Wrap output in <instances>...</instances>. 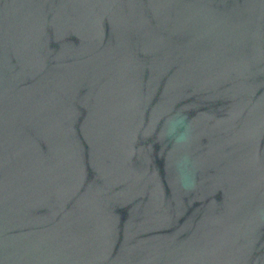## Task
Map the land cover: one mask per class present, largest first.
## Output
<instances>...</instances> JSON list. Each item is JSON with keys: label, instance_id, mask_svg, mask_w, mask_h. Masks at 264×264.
<instances>
[{"label": "water", "instance_id": "obj_1", "mask_svg": "<svg viewBox=\"0 0 264 264\" xmlns=\"http://www.w3.org/2000/svg\"><path fill=\"white\" fill-rule=\"evenodd\" d=\"M0 264H264V0H0Z\"/></svg>", "mask_w": 264, "mask_h": 264}, {"label": "clouds", "instance_id": "obj_2", "mask_svg": "<svg viewBox=\"0 0 264 264\" xmlns=\"http://www.w3.org/2000/svg\"><path fill=\"white\" fill-rule=\"evenodd\" d=\"M181 122H182V121H181ZM195 186H196L195 183H191V184H190V188H191V190L194 189Z\"/></svg>", "mask_w": 264, "mask_h": 264}]
</instances>
